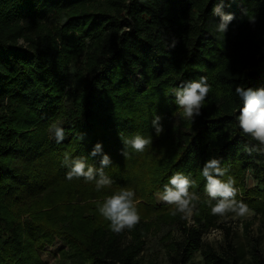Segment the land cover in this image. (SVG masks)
Returning a JSON list of instances; mask_svg holds the SVG:
<instances>
[{
  "label": "trees",
  "instance_id": "16d2710c",
  "mask_svg": "<svg viewBox=\"0 0 264 264\" xmlns=\"http://www.w3.org/2000/svg\"><path fill=\"white\" fill-rule=\"evenodd\" d=\"M217 2L0 0V264H47L39 251L57 238L66 245L59 264H142L146 237L176 223L185 237L164 235L169 264H241L233 242L219 250L202 237L216 216L201 169L220 160L222 179L233 177L246 194L237 190L236 199L264 209V155L244 150L255 142L240 130L243 101L235 91L264 87V0H225L235 17L226 33L216 31ZM201 76L211 86L201 115L165 125L177 108L171 89ZM55 121L65 131L60 143L49 132ZM137 132L152 144L144 152L129 147L125 158L119 133ZM97 142L112 160L104 169L111 187L100 192L94 182L67 180L62 164L68 152L98 168L100 156L90 155ZM177 171L201 194L196 226L156 199ZM247 172L258 190L243 185ZM122 188L135 191L141 219L117 234L94 201Z\"/></svg>",
  "mask_w": 264,
  "mask_h": 264
},
{
  "label": "clouds",
  "instance_id": "9594fccd",
  "mask_svg": "<svg viewBox=\"0 0 264 264\" xmlns=\"http://www.w3.org/2000/svg\"><path fill=\"white\" fill-rule=\"evenodd\" d=\"M224 2L225 0H218L212 9L213 15L220 16L216 27L218 33H226L229 24L235 18L233 13L224 11ZM242 14L248 16L247 9H242ZM248 18L251 23H255L254 17L248 16ZM176 43L173 40L170 46L175 47ZM210 90L211 86L208 84L207 76L178 84L171 89V94L177 105V110L172 113V116L186 121H194L201 115L204 101ZM235 91L243 101V106L237 116L240 130L255 142L246 143L244 150L248 154L264 155V87L245 89L237 86ZM162 120L163 117L159 114L153 116L152 127L156 136L162 135L165 131ZM49 132L57 143L65 139L64 128L58 123H52L49 126ZM119 137L124 146L121 149V154L125 158L128 156L127 149L129 147L136 152H144L152 144L151 137H145L138 132L130 137L119 133ZM90 155L92 157L100 156L98 168L88 165L84 158L78 156L73 158L68 152H65L62 164L69 169L66 179L70 181L83 178L85 182H94L96 191L100 192L104 188L111 187L112 180L105 174L104 169L112 163V160L109 154L104 152L102 142H97L94 145ZM226 171L221 167L220 160L215 157L207 159L201 169V175L205 180L204 192L209 197L211 214L221 218L227 217L229 213L233 214V218L245 217L248 213V206L243 201L236 199L237 188L234 178L228 176L226 180L222 179L226 175ZM194 186H196L195 180L189 175L177 171L168 178L162 190H158L155 196L158 202L171 206L169 211L172 216L179 213L182 218L190 220L195 208L193 202L199 200L196 193L190 192ZM135 196L134 190L122 188L106 196L102 201H94L100 215L110 222L109 228L112 232L119 234L125 229L132 230L140 222Z\"/></svg>",
  "mask_w": 264,
  "mask_h": 264
},
{
  "label": "rangeland",
  "instance_id": "374dc122",
  "mask_svg": "<svg viewBox=\"0 0 264 264\" xmlns=\"http://www.w3.org/2000/svg\"><path fill=\"white\" fill-rule=\"evenodd\" d=\"M176 110L177 108L168 110L165 125L176 126L181 122V118L172 116V113ZM57 122L55 121V123ZM156 141L154 139L155 143ZM243 181L245 188L256 190L260 188L257 180L248 172L244 175ZM235 187L240 195L245 198L246 194L243 193L241 186L237 185ZM197 195L199 198L201 197V194ZM193 203L195 204L193 214L190 220L187 219L186 223L189 226L197 225L194 214L197 210H200L199 201ZM22 217L24 218L25 215ZM169 230H171L170 238L182 239L185 237L183 226L177 223L164 225L158 233L151 232L146 237L145 246L141 252L142 264H149L152 260H158L159 264H169L168 245L165 243L166 237H164ZM202 237L205 242L212 244L219 250L228 248L229 243L233 242L237 253L240 255L241 264H264V209L248 206V213L242 218H233L231 213L224 218L216 216L212 224L207 225ZM64 246H66L65 243L57 238L53 243H48L43 249H40V256L47 264H59L60 249ZM193 258L196 262H202L203 260L200 251H196Z\"/></svg>",
  "mask_w": 264,
  "mask_h": 264
}]
</instances>
